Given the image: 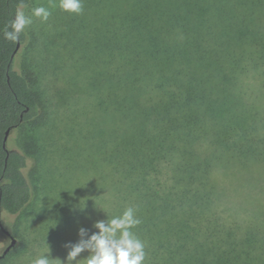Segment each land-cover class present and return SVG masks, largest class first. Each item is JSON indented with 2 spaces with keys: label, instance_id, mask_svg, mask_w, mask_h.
<instances>
[{
  "label": "trees",
  "instance_id": "trees-1",
  "mask_svg": "<svg viewBox=\"0 0 264 264\" xmlns=\"http://www.w3.org/2000/svg\"><path fill=\"white\" fill-rule=\"evenodd\" d=\"M110 1L92 41L77 39L93 51L80 60L92 67L88 132L108 163L109 216L138 207L145 264H264L263 203L227 212L215 176L251 166L264 176V0ZM20 4L0 0V209L11 215L33 190L27 150L7 141L40 125L43 93L21 67L26 31L4 38Z\"/></svg>",
  "mask_w": 264,
  "mask_h": 264
},
{
  "label": "rangeland",
  "instance_id": "rangeland-1",
  "mask_svg": "<svg viewBox=\"0 0 264 264\" xmlns=\"http://www.w3.org/2000/svg\"><path fill=\"white\" fill-rule=\"evenodd\" d=\"M51 2L58 4V0ZM51 2L33 0L24 11L31 15L33 8L40 5L50 7ZM83 2L81 15L62 11L57 6L47 23L33 17V24L25 29L28 36L26 46H32L29 53L26 49L23 52L22 64L18 63L21 67L29 65V70L33 71L32 80L43 92L40 95V125L37 129H33L36 125H30L32 130L28 129L26 133L21 128L14 129L7 146L19 152L27 150L24 173L33 190V198L18 215L2 212L3 227L17 243L0 258V264H32L46 251L48 244L53 258L65 259L68 249L64 245L79 240L80 224L90 230L89 234L96 232L94 222L107 219V213L101 207L108 213L110 210L108 163L99 147L96 149L94 135L88 132L90 114L95 106L87 98L84 77L92 67L80 60V54L93 51L90 42L88 48L83 49L77 39L82 37L92 41L95 23L107 17L111 1ZM82 23L83 26L79 27ZM76 43L79 45L77 51L74 49ZM41 54L48 60H44ZM31 64L42 69L41 77ZM45 116L46 124L43 125ZM254 167L242 170L232 167L228 171L216 169L219 192L223 193L220 203L227 212L237 209L243 216L245 209L258 212L259 202L264 205V197L259 198L262 197L260 186L264 187V176H257ZM254 184L257 186L250 189ZM249 198L252 203L247 204ZM73 226L75 228L71 231ZM73 235L72 239L67 238ZM10 242V237L0 227V254Z\"/></svg>",
  "mask_w": 264,
  "mask_h": 264
},
{
  "label": "clouds",
  "instance_id": "clouds-1",
  "mask_svg": "<svg viewBox=\"0 0 264 264\" xmlns=\"http://www.w3.org/2000/svg\"><path fill=\"white\" fill-rule=\"evenodd\" d=\"M57 6L75 15H81L84 11L83 0H58V4L51 2L50 7L40 5L32 9L31 15H26L23 10L26 5L21 0L14 18L3 30L4 38L13 43L19 42L25 29L33 24V17L47 23ZM101 208L107 213V219L95 221L93 228L98 231L91 234L89 229L79 227V240L64 245L68 249L65 259L53 258L48 244L46 251L32 264H145L147 246L135 231L142 223L137 214L138 207L129 206L120 215L111 217L105 208Z\"/></svg>",
  "mask_w": 264,
  "mask_h": 264
},
{
  "label": "water",
  "instance_id": "water-1",
  "mask_svg": "<svg viewBox=\"0 0 264 264\" xmlns=\"http://www.w3.org/2000/svg\"><path fill=\"white\" fill-rule=\"evenodd\" d=\"M8 133H9V130L7 131V134ZM1 215H2V210L0 209V227L6 234H10V232L7 231L3 227V224H2V221H1ZM16 243H17V240L12 236L10 244L6 247V249L3 251V253L0 254V258L4 257L10 251V249L15 246Z\"/></svg>",
  "mask_w": 264,
  "mask_h": 264
},
{
  "label": "flooded vegetation",
  "instance_id": "flooded-vegetation-1",
  "mask_svg": "<svg viewBox=\"0 0 264 264\" xmlns=\"http://www.w3.org/2000/svg\"><path fill=\"white\" fill-rule=\"evenodd\" d=\"M9 237H10V239H12V235H11V233L10 234H7Z\"/></svg>",
  "mask_w": 264,
  "mask_h": 264
}]
</instances>
